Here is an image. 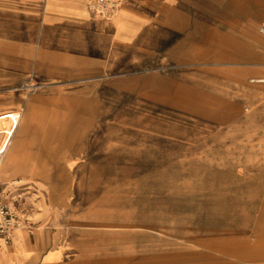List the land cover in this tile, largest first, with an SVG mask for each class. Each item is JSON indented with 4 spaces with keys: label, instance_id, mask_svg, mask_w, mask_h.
Wrapping results in <instances>:
<instances>
[{
    "label": "crops",
    "instance_id": "1",
    "mask_svg": "<svg viewBox=\"0 0 264 264\" xmlns=\"http://www.w3.org/2000/svg\"><path fill=\"white\" fill-rule=\"evenodd\" d=\"M263 23L264 0H119L109 19L94 16L88 0H0V119L16 126L0 133L10 138L0 185L14 183L12 204L35 222L33 234L19 229L0 243V264L81 263L85 233L65 230L62 216L82 191L104 200L96 191L108 189L117 159L139 156L126 110L140 109L141 95L150 107L246 128V171L250 159L261 175L251 189L264 191ZM225 139L214 133L212 157L226 151ZM164 141L177 152L195 140Z\"/></svg>",
    "mask_w": 264,
    "mask_h": 264
},
{
    "label": "rangeland",
    "instance_id": "2",
    "mask_svg": "<svg viewBox=\"0 0 264 264\" xmlns=\"http://www.w3.org/2000/svg\"><path fill=\"white\" fill-rule=\"evenodd\" d=\"M144 98L140 109L126 110L133 114L139 156L126 150L117 159V172L106 184L103 179L108 189L96 191L104 200L82 191L62 216L65 230L85 233L80 264H264V191L251 189L261 175L251 173L256 168L250 159L246 171V128L214 126L212 119H194L190 110L159 102L150 107ZM14 128L0 119L1 135L11 136ZM214 133L228 144L216 157ZM187 134L195 141L184 151L164 141ZM251 194H260L253 200L257 206L250 204ZM41 205L46 209L44 199ZM98 208L106 214L89 213ZM244 211L249 218L236 220Z\"/></svg>",
    "mask_w": 264,
    "mask_h": 264
},
{
    "label": "built area",
    "instance_id": "3",
    "mask_svg": "<svg viewBox=\"0 0 264 264\" xmlns=\"http://www.w3.org/2000/svg\"><path fill=\"white\" fill-rule=\"evenodd\" d=\"M88 7L92 14L99 18L109 19L115 15L119 8V0H88ZM264 33V23L260 28ZM37 85L29 86V94L37 90ZM10 138L1 141L0 138V159L6 152ZM12 188L9 185H0V243H10L16 230L25 229L30 234L34 233L35 222L33 219L18 211L11 202Z\"/></svg>",
    "mask_w": 264,
    "mask_h": 264
},
{
    "label": "bare ground",
    "instance_id": "4",
    "mask_svg": "<svg viewBox=\"0 0 264 264\" xmlns=\"http://www.w3.org/2000/svg\"><path fill=\"white\" fill-rule=\"evenodd\" d=\"M3 156H4V154H3ZM3 156H2V158H3ZM2 158H1V159H2Z\"/></svg>",
    "mask_w": 264,
    "mask_h": 264
}]
</instances>
